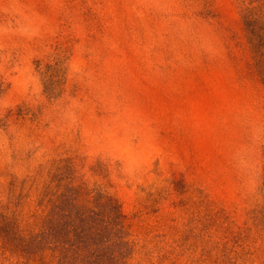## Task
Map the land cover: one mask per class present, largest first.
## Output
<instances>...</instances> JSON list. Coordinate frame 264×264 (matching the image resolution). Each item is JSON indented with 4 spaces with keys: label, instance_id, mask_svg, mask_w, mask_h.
I'll use <instances>...</instances> for the list:
<instances>
[{
    "label": "rangeland",
    "instance_id": "rangeland-1",
    "mask_svg": "<svg viewBox=\"0 0 264 264\" xmlns=\"http://www.w3.org/2000/svg\"><path fill=\"white\" fill-rule=\"evenodd\" d=\"M60 160L118 203L128 264H264V84L238 1L0 0V198L35 209Z\"/></svg>",
    "mask_w": 264,
    "mask_h": 264
},
{
    "label": "trees",
    "instance_id": "trees-1",
    "mask_svg": "<svg viewBox=\"0 0 264 264\" xmlns=\"http://www.w3.org/2000/svg\"><path fill=\"white\" fill-rule=\"evenodd\" d=\"M237 1L264 84V0ZM46 93L55 96L47 82ZM63 162L50 168L47 180L35 189V209L22 212L18 204L11 208L0 198V264H128L133 245L118 203L100 186L83 190L73 185ZM34 179L21 180L18 202L29 195Z\"/></svg>",
    "mask_w": 264,
    "mask_h": 264
}]
</instances>
